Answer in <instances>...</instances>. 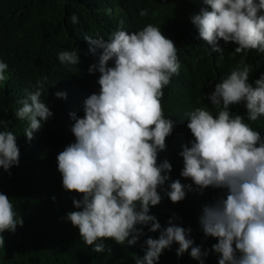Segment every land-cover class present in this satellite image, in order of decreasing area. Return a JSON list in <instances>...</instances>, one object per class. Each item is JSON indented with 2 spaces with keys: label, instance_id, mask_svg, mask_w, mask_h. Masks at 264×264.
<instances>
[{
  "label": "clouds",
  "instance_id": "obj_1",
  "mask_svg": "<svg viewBox=\"0 0 264 264\" xmlns=\"http://www.w3.org/2000/svg\"><path fill=\"white\" fill-rule=\"evenodd\" d=\"M201 2L204 7L190 20L212 52L223 53V45L234 44V55L264 53V0ZM140 15L147 16V9ZM71 20L78 22L75 15ZM84 40L89 52L101 49L98 62L88 67L89 74L99 73V90L84 99L82 116L69 113L74 141L56 156L63 189L79 196L72 198L74 210L65 219L97 253L105 251L108 239L135 245L147 226L159 235L144 240L143 255L134 257L135 264H156L174 243L178 258L187 252L203 264L208 250L194 246L191 228L174 223L175 214L162 228L150 214V206L161 202L158 190L170 180L172 170L168 160L158 162V154L167 149L166 140L175 127L165 116L162 101L164 89L179 74L176 44L151 23L134 32L118 27L108 39L98 35ZM57 59L66 67L79 65L80 60L77 50L61 51ZM7 69L0 59V85L8 79ZM252 71L241 60L221 81L210 82L212 90L205 99L217 109L215 115L206 106L186 114L192 139L181 146L180 176L191 183L173 179L166 192L178 203L193 186L219 190L199 217L205 236L216 240L211 250L219 254L218 264H264V136L243 115L232 112V106L242 104L248 121L264 117V73L250 82ZM45 81L46 76L36 81L15 114L28 122L24 135L29 141L53 116L41 99ZM54 95L67 96L63 91ZM7 123L0 119L5 129L0 130L3 171L19 164L16 135L7 130ZM18 225L23 219L9 196L0 192V247L5 244L3 233H14Z\"/></svg>",
  "mask_w": 264,
  "mask_h": 264
},
{
  "label": "trees",
  "instance_id": "obj_2",
  "mask_svg": "<svg viewBox=\"0 0 264 264\" xmlns=\"http://www.w3.org/2000/svg\"><path fill=\"white\" fill-rule=\"evenodd\" d=\"M201 7V0H0V59L8 65V79L0 85V119L8 122L7 130L16 135L19 148V164L9 171L0 169V192L9 196L17 216L23 219L14 233H3L0 264H135L134 257L143 255L144 240L158 237V232L143 226L145 235L135 245H119L108 239L104 252L92 251L79 237L78 229L65 219L66 213L74 210L72 198L79 196L63 189L56 161L58 153L74 141L69 113L82 116L84 99L99 90V73L89 74L88 67L98 62L101 49L89 52L84 37L108 39L118 27L134 32L149 23L174 41L180 61L179 74L164 89L162 101L164 114L175 127L166 140L167 149L158 154V162L168 160L172 170L170 180L158 190L161 202L150 206V214L162 228L175 214L174 223L191 228L194 246H200L202 252L208 250L203 264H218L219 254L211 250L216 240L205 236L199 217L219 190L193 186L178 203L171 202L166 192L173 179L191 183L180 176L181 146L192 139L186 114L206 106L215 115L217 109L205 99L212 90L210 82L221 81L241 60L253 69L250 82L255 80L264 73V53L252 50L234 55V44L223 45V53L212 52L190 20ZM142 9H147V16L140 15ZM73 15L77 23L72 22ZM64 50H77L79 65L61 64L57 55ZM45 76L41 99L53 116L29 141L24 135L28 122L15 114L22 107L19 101ZM57 91L66 92V98L56 97ZM232 112L243 115L264 136V117L248 121L242 104L232 106ZM0 130L5 129L0 126ZM177 247L174 243L165 249L156 264H200L187 252L178 258Z\"/></svg>",
  "mask_w": 264,
  "mask_h": 264
}]
</instances>
